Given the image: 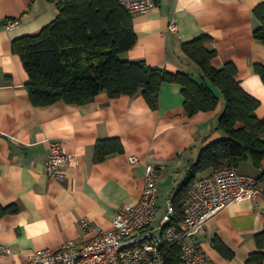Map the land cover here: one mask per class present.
Masks as SVG:
<instances>
[{"label": "crops", "instance_id": "crops-1", "mask_svg": "<svg viewBox=\"0 0 264 264\" xmlns=\"http://www.w3.org/2000/svg\"><path fill=\"white\" fill-rule=\"evenodd\" d=\"M56 1L0 0V210L8 208L0 214V264H26L33 251L60 249L70 240L85 244L91 234L81 225L84 218L112 228L122 209L140 201L148 164L159 171L158 206L163 214L202 149L224 135L217 129L225 108L219 88V106L192 116L184 106L182 85L176 82L163 84L157 109L142 93L111 97L101 92L81 105H34L27 89L29 76L13 41L50 24L58 13ZM149 2L153 6L147 13L133 17L137 40L122 58L201 79L200 66L183 46L209 35L217 51L212 64H236L242 86L261 102L257 112L263 118L264 81L255 64H264V43L255 36L261 22L254 9L264 0ZM11 20L19 23L10 28ZM110 139L118 140L122 149L113 145L107 151ZM51 141L76 156L63 181L46 170ZM132 155L139 157L138 163L130 161ZM237 170L264 179V160L261 167L247 160ZM262 233L264 195L256 202H232L189 240L215 264H251L248 259L260 249Z\"/></svg>", "mask_w": 264, "mask_h": 264}, {"label": "trees", "instance_id": "trees-1", "mask_svg": "<svg viewBox=\"0 0 264 264\" xmlns=\"http://www.w3.org/2000/svg\"><path fill=\"white\" fill-rule=\"evenodd\" d=\"M55 19L39 33L13 41L29 76L27 89L34 105L60 101L85 104L101 92L111 97L142 93L150 106L157 109L165 82L182 85L188 115L215 110L220 104L219 88L225 108L218 120L223 136L208 143L190 167L188 177L173 196L176 206L186 196L197 174L224 167L239 168L251 160L261 167L264 160V117L258 115L261 102L249 93L238 79V68L228 62L221 68L212 64L217 51L214 39L202 35L184 44V52L202 70L201 79L190 73L167 72L151 67L144 60H125L122 55L135 46L137 34L133 17L120 0H57ZM261 26L255 36L264 43V2L254 9ZM255 71L264 81V64ZM105 145V143H104ZM121 150L116 139L105 145L107 151ZM6 209L0 210V214ZM260 249L248 262L264 260V233L258 235ZM176 250L170 259L177 257ZM173 256V257H172Z\"/></svg>", "mask_w": 264, "mask_h": 264}, {"label": "built area", "instance_id": "built-area-1", "mask_svg": "<svg viewBox=\"0 0 264 264\" xmlns=\"http://www.w3.org/2000/svg\"><path fill=\"white\" fill-rule=\"evenodd\" d=\"M132 17L152 8L149 0H120ZM19 22L11 20L8 27ZM177 24L173 22L171 29ZM76 159L60 142H50L46 170L51 178L63 181ZM133 164L139 162L132 155ZM159 171L153 164L146 167L145 186L140 201L118 213L110 229L84 218L83 229L91 234L89 240L78 244L70 240L60 249L42 248L33 251L26 264H215L190 238L220 211L238 199L255 202L264 195V179L224 167L196 179L177 207L168 199L159 221ZM180 213H179V212ZM6 252L11 248L3 246ZM176 250L177 257L171 260ZM173 257V256H172Z\"/></svg>", "mask_w": 264, "mask_h": 264}, {"label": "rangeland", "instance_id": "rangeland-1", "mask_svg": "<svg viewBox=\"0 0 264 264\" xmlns=\"http://www.w3.org/2000/svg\"><path fill=\"white\" fill-rule=\"evenodd\" d=\"M219 92H220V91H219ZM161 216H162V214H159L156 220L159 221L160 218H161Z\"/></svg>", "mask_w": 264, "mask_h": 264}]
</instances>
